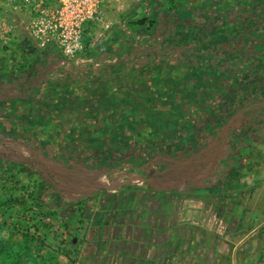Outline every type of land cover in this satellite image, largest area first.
<instances>
[{
    "label": "crops",
    "instance_id": "obj_1",
    "mask_svg": "<svg viewBox=\"0 0 264 264\" xmlns=\"http://www.w3.org/2000/svg\"><path fill=\"white\" fill-rule=\"evenodd\" d=\"M148 1L101 0L102 21H88L83 25V45L88 37L89 43L84 45L85 52L79 55L77 64L79 68L85 67L86 53L92 52L94 56L99 48L104 47L95 60L101 67L97 64L93 69L94 66L89 64L85 72L70 70L69 75L67 70L75 63L68 62L69 59L56 46L50 45L45 47L36 70L27 74L22 69L27 68L26 62L37 55L28 53V45H34L25 31L22 37L12 41L13 45L8 49L0 46V62L3 63L0 64V148L8 150L15 140L25 141L28 133L41 138L35 129L30 128L34 124L48 127L49 137L58 136L62 141L67 138L74 142L80 138L90 144L97 143L95 147L87 146L86 156L77 152L82 145H77L76 151L72 144L61 145V159L56 162L65 163L62 160L66 158L74 164L76 175L82 176L76 180L71 176V183L63 180L67 193L72 188L76 193L84 189L94 191L96 187L92 182L102 179L109 195L125 198L123 207H114V210L123 212L116 222L112 221L110 206L105 207L106 214L97 217L98 222L99 218L104 220L103 228L110 230L118 226L116 232H104L103 239L110 242L103 241L102 249L90 254L96 258L102 256L103 264H264L263 68L246 72L223 66L221 71L230 72L231 86L222 89L219 85V90L213 87L216 91L213 101L217 103L218 111L216 121L223 119L224 123L220 121L212 135L206 136L208 125L204 124L200 135L190 132L187 139L178 133L170 136L168 132L167 135L161 133L160 139L157 134L155 137L158 138L150 140L153 135L149 137L148 133L154 131V125L142 121L143 117L135 111H142L141 114L147 117L141 107L143 101L148 106L154 105L156 110L163 108L164 104H171L170 109L166 108L169 115L172 109L182 110L185 104L188 106L189 94L196 92L188 93L186 85L173 81L166 99L154 93L149 85L129 93L138 95L133 99L125 96L126 90L111 87L107 80L111 72L116 71L121 79L143 75L144 71L154 73L157 66L154 64V50L146 57L140 55L142 32L154 31V26L145 31L129 27L135 19L145 18L144 25L154 20V10L153 13L143 12L154 0ZM189 2L197 5L193 0ZM233 10L226 19V24L234 29L232 35L240 31L243 37L248 32L247 37L255 34L264 41V7L255 5L250 9ZM166 21L156 20L153 25H171L170 19ZM179 21L193 23L185 16ZM184 26L186 29L190 27ZM136 34L142 39L139 44L127 38ZM138 46H141L139 52ZM109 53L116 59L111 60ZM129 60L134 62L130 72L125 70ZM111 66L115 70H111ZM103 77L107 82L98 85ZM245 77L248 81L244 84L242 79ZM71 79L91 81L82 87L80 84L70 85ZM197 89L196 96L192 97L199 99L205 94V100L210 98L207 94L211 91L205 93L204 89ZM116 99L118 101L114 104ZM133 103L141 105L132 108ZM129 114L131 117H127ZM199 121L197 119L198 125ZM132 125L138 127L134 130L127 128ZM11 130L18 134L13 136ZM195 138L202 139L200 144L191 141ZM195 144L197 149L191 150ZM146 150L153 154L137 166L138 171H133L126 163L128 157L145 155ZM190 154L193 156L188 158ZM83 156L87 159L83 160ZM90 157H94L96 166L87 170L91 167L87 163ZM38 162L42 168L50 166L48 159ZM127 200L135 205L133 214L129 213Z\"/></svg>",
    "mask_w": 264,
    "mask_h": 264
},
{
    "label": "rangeland",
    "instance_id": "obj_2",
    "mask_svg": "<svg viewBox=\"0 0 264 264\" xmlns=\"http://www.w3.org/2000/svg\"><path fill=\"white\" fill-rule=\"evenodd\" d=\"M193 1H195V4L197 5H192L189 0H154L149 4L150 8H144L143 12L146 13L150 11L153 13L154 10V20L159 22H167L166 20L170 19L171 25H155L154 31L142 32L143 41L139 34L134 35V37H127L133 42L134 40L137 41L136 43L139 41L143 42V47L141 50L142 54H140L143 57L152 54L154 50V64L157 66L155 67L153 74H147L145 73L146 71H144L143 75L138 74L134 75L133 77L127 76V78L121 79L117 77L118 71H116V73L111 72V77L107 78L111 87L115 86L116 88L120 87L123 91L126 90L128 93L125 96L133 99H136V96L138 95L129 93L136 89L138 90L143 86L146 88L148 85L153 89L152 91L154 93L161 95L166 99L168 96L167 93L169 92L168 87L169 85L171 86L173 84V81L176 84L181 83L182 85H186L187 88L185 91L187 90L188 93L194 92L195 89H193L191 85L193 83H195V86H197L199 89H204L205 93L211 91L207 94V96L210 97L208 100H205V94L203 96L200 95L201 97L199 96V99L192 97L196 96V94H189L190 104L188 106L185 104L182 110L178 108H176V110L172 109L173 112H169V115L166 108L168 107L167 109H170L171 104H164L162 106L163 108L159 107V110H156L154 109V105L150 104L148 106L147 104H144L146 102L143 101L144 103H142L141 107L142 109L144 108L143 111L147 114V117H144V115L141 114L142 111H135L139 117H143L142 121L154 125V133H148L149 137L151 134L153 135L152 138H149L152 141L155 140V138H158L155 137L157 134L160 135V139L162 134L167 135L168 132L170 136H172V134L176 135L178 133L177 135L181 134V137L187 139V137H189L187 135L190 132L192 135L193 132L195 135H200L204 124H219V122L216 121V119H218V111H216L217 103L213 101L215 98L214 95H216V91H214L215 89H213V87L218 88L219 85H221L222 89H224L226 86H231V83L228 80L230 72L226 73L221 71L224 65L227 67L230 66L226 62L227 58L225 57L226 54L224 55L223 50L228 42L234 43L236 41L235 38L242 35L240 31H238L237 34L235 33V35H232L234 33V29L230 25L226 24V19L229 15H232L230 12L234 11L233 9H250L255 5L257 7H264V0ZM197 1H199V4ZM12 4L13 2L11 0H0V46H6V49H8L7 47H11L13 45L12 41L14 42L16 37H22L21 35L23 34V31L27 33L26 27L32 18V13L30 14L27 7L18 3L19 7L15 8ZM142 6L146 7L144 4ZM162 15L165 16L164 19ZM182 16H185L188 21H192L193 23L186 24L185 22H180L179 19H181ZM197 19L204 21L206 24H203L204 22L201 21H199V23L202 24H195L194 22L198 21ZM184 25H190V27L186 29ZM247 34L248 32H246V35L242 37H245L244 40H247ZM82 38L83 30L81 40ZM242 38L241 41H243ZM87 39L89 40V37ZM87 39L86 43L84 40V45L89 43L87 42ZM128 44H130L129 41ZM84 45L82 41V48L80 51L72 57H66L69 59L68 62L73 64L75 63V65L69 66V70H67L69 75H71L70 73H72V71H87V69H89L87 65L89 64L94 66V69L98 64V62L95 60L96 58H99L97 57L98 53H101L102 48L104 47L99 48L97 51H100L94 56L92 55V52L86 53V57L88 58H85L86 63L83 65L85 67L79 68V65H77L79 64L78 57L80 54H84ZM140 47L141 46L137 47L138 52V48ZM259 51H261V49H259ZM109 55L111 60L116 59L113 58L114 55L110 53ZM167 56L171 58L169 59ZM229 56H231V58L235 57L233 54H230ZM127 58H129V56H127ZM90 59H93L94 61L90 62ZM126 63L127 66L125 70L130 72L129 69L132 68V63L134 62L129 60ZM99 65L100 64H98V66ZM263 67L264 66H262V68ZM110 68L111 70H115V68L112 66ZM258 69H261V67ZM228 71L231 70L228 69ZM105 77L100 80L98 85H104L107 82L106 79H104ZM179 77H181V79L177 80ZM89 81H91V79ZM89 81L88 79L82 81L75 79L69 83L70 85L75 86L80 84L82 87H84L85 85L90 84ZM111 96L115 98V94L112 93ZM116 96L118 97L119 95ZM144 96H146L145 93L143 98ZM169 97L171 98V95H169ZM191 97L195 101L191 100ZM117 99L113 101L114 104L118 101ZM136 105L140 106L141 104L133 103L132 106L134 107L132 108H135ZM194 106L196 108V110H194L197 111L196 113H194L193 110ZM160 108L165 112H160ZM170 113H172V115ZM188 113L190 114L188 115ZM129 116L130 114L127 115V117ZM188 117H190V120ZM202 117H205L206 121L203 120ZM197 119H200L199 125ZM158 121L161 123L159 124ZM166 124H168V126H165ZM195 124L196 126H194ZM134 127L137 128L138 126H127V128H133V130ZM25 128L26 127H23V129ZM30 128L35 129L34 131L38 135H41V138L37 139V135L34 136L28 133V137H24L25 141L15 140L14 145H11L8 150L6 148H0V153L13 152L19 157H23L25 159L24 161H26V167H28L33 173L35 172L30 176L17 171H10L9 174H4L2 172L0 173V199H10V204L12 205V207L8 204L4 205L3 210L5 208V212L0 213V218L6 222L5 233L8 232V227L17 226L18 230L15 233V237L20 238V230L34 232L35 228L33 227V224L35 223L38 225L37 234L40 236V238H43L46 246L51 249H55L60 253L58 256L59 264H103L102 256L96 258L95 256L92 257L90 254L94 253L96 250H101L103 241L108 244L110 241L107 242V240H105L106 238L103 239L104 232H116L118 230V226L111 228L110 230H108L107 227L103 228L104 220L99 218L98 222L97 217H101V214H106L105 207L110 206V211L113 213L112 221H115V219L117 220L119 218V214L122 215L123 212L120 213L114 209L116 207L118 209L123 207L125 204V198L124 196L109 195L110 193L105 191L106 184H104L105 181L102 179L92 182L94 183L93 185H95L94 187H96L94 191L92 189L82 188L84 190L76 193L72 188L67 190V193L64 187L65 182H63V180L66 179L69 181V183H71V176L75 180L81 178L82 176L76 175V168L74 167V164L68 162L66 158L62 160V162L65 161V163L61 162L62 164H59L56 162L57 160L59 161V159H61L59 158L60 154L62 153L60 150L61 145L66 146L72 144L75 147V151L77 149V145H82L84 148L80 146L77 152H82V154H85L86 156L88 151L86 153L84 151L88 148L87 146L93 145L95 147L97 143L90 144L87 141L81 140L80 138L74 139V142L73 140L70 142L67 138H63L62 141L58 138V136L49 137V128L46 126L43 127L38 124H34ZM188 128L189 130H187ZM11 132L13 136L18 134L15 130H11ZM59 137L62 136L59 135ZM194 140L198 142V144H200L202 141L201 138L191 139V141ZM159 144H163V142H160ZM195 147H197L196 144L191 147V150H196L197 148ZM206 147L207 145L204 146V149ZM146 151L147 152H145V155H137L138 157H128L126 162L127 165H142L143 161L145 159L147 160L149 156L153 154V152L150 150ZM85 156H83V160L87 159ZM191 156H193V154H190L188 158ZM111 158L112 157H108V160H112ZM41 159H48V165L50 166H44V168L39 166L40 169L37 170L34 167L32 168L28 165L31 163L38 165V161ZM93 159L94 157H90L88 159L90 162L87 163H90L91 167H87V170H89L88 168L92 169L94 166H96V163L93 161ZM85 165L87 166L86 163ZM135 167H133L132 170L138 171ZM38 174L48 177L53 181V184L51 186H45L46 190L39 195V200L43 206L40 204L39 206L34 205L32 209H25L24 215L21 212V209H24L23 206H20L19 202L14 201L12 197L18 196L20 199L23 197V199L28 201V204L32 205L27 193L37 182L36 180L38 179ZM127 202H129V200H127ZM129 206V213L133 214L135 207L134 203L129 202ZM111 213L107 212V214ZM19 222H22L20 226L18 225ZM74 238L75 242L72 241ZM107 250L108 248H106V251Z\"/></svg>",
    "mask_w": 264,
    "mask_h": 264
},
{
    "label": "trees",
    "instance_id": "obj_3",
    "mask_svg": "<svg viewBox=\"0 0 264 264\" xmlns=\"http://www.w3.org/2000/svg\"><path fill=\"white\" fill-rule=\"evenodd\" d=\"M147 20L145 18H139L131 21L130 29L134 30H150L155 24L156 20H149L147 25H144ZM28 53L29 54H35L36 57L33 58L32 61L26 62V67L23 68L27 74H29L31 71L36 70V64L41 60L43 57L42 54L45 53V48H39L35 45H28ZM256 51L260 49V47L254 48ZM226 54L229 56L230 54L235 55L236 54V48L230 49L226 52ZM230 60L227 62L231 66H235L236 62L235 60H232L231 56H229ZM242 58L238 59V61L242 62ZM0 64H3L0 62ZM29 66V67H28ZM31 80H34L33 77H31ZM243 83L245 84L248 81V77H245L242 79ZM180 84V83H179ZM234 84H241V82H235ZM182 85V84H180ZM192 88L195 89L194 92L197 94V87L195 86V83L191 84ZM197 89V90H196ZM193 92V93H194ZM197 111H194L196 113ZM224 123L223 119L220 120ZM220 121H217L220 123ZM221 125V124H220ZM219 125V126H220ZM208 127V128H207ZM206 129V136H210L213 134V131L218 127V125H208ZM21 157V156H20ZM16 153L13 152H2L0 153V173L9 174V172L17 171L20 173L28 174V176L33 175L34 173L30 171L28 167H26V161L23 157L20 158ZM32 168L39 170V165H35L33 163L28 164ZM135 167L130 166V168ZM131 168V169H132ZM137 168V166L135 167ZM37 182L33 185L32 189L27 193L28 197L30 198L31 204H28V201L26 199H23V197L20 199L18 196L12 197V199L16 202H19L20 206H23L24 209H21V212L24 214L25 209H32L34 205H42L41 201L39 200V195L43 191L46 190L45 186H51L53 184V181L49 179L46 176H43L42 174H38ZM12 205L10 204V199L1 200L0 199V213L5 212V208L3 210L4 205ZM2 211V212H1ZM25 215V214H24ZM68 222V221H67ZM22 222H19L18 225L20 226ZM67 224V223H66ZM8 226V225H7ZM33 227L35 228L34 232H30L27 230H20L21 237L17 238L15 237V233L18 230L17 226L8 227L7 233H5L6 228V222L3 221L0 218V264H59L58 262V256L59 252L55 249H51L48 246H46V243L43 241V238H40V236L37 234L38 232V225L33 224ZM72 243V242H71ZM45 248V250H44Z\"/></svg>",
    "mask_w": 264,
    "mask_h": 264
},
{
    "label": "built area",
    "instance_id": "obj_4",
    "mask_svg": "<svg viewBox=\"0 0 264 264\" xmlns=\"http://www.w3.org/2000/svg\"><path fill=\"white\" fill-rule=\"evenodd\" d=\"M13 7H27L32 18L27 35L36 47L56 46L65 57L82 48L83 25L101 22V0H11ZM19 3V4H18Z\"/></svg>",
    "mask_w": 264,
    "mask_h": 264
},
{
    "label": "water",
    "instance_id": "obj_5",
    "mask_svg": "<svg viewBox=\"0 0 264 264\" xmlns=\"http://www.w3.org/2000/svg\"><path fill=\"white\" fill-rule=\"evenodd\" d=\"M249 36L250 37H247L248 40L243 41H241V36L237 37L234 43L228 42L223 50L225 55L226 52L230 49L232 50L233 48H236V54L234 55L235 57L232 58V60H235L236 65L234 67L230 64L229 65L233 68L240 69L246 72H248V70H258L259 67L262 68V66H264V41L260 37L255 36V34L254 36ZM255 47H260L261 51H256L254 49ZM225 57L227 58V62H229V56L226 54ZM238 57L240 59H243L242 62L238 61ZM263 71L264 67L262 69V72ZM72 241L75 242V238Z\"/></svg>",
    "mask_w": 264,
    "mask_h": 264
}]
</instances>
